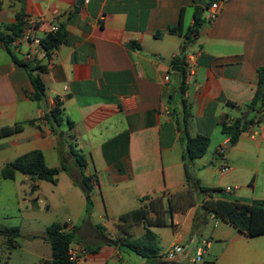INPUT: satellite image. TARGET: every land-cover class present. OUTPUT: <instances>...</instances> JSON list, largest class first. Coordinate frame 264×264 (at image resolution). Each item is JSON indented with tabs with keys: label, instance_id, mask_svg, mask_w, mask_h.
I'll return each instance as SVG.
<instances>
[{
	"label": "crops",
	"instance_id": "crops-1",
	"mask_svg": "<svg viewBox=\"0 0 264 264\" xmlns=\"http://www.w3.org/2000/svg\"><path fill=\"white\" fill-rule=\"evenodd\" d=\"M198 1L82 0L78 5L77 0H0V32L29 15L41 19L42 37L51 22L66 34L51 59L38 54L37 61L45 66L40 73L44 101L32 99L29 70L15 62L0 38V125L24 122L20 131L0 137V199L14 194L29 215L49 211L53 203L70 214L51 221L45 234L38 235L44 251L20 248L17 239L9 248L4 236L0 264H14L16 248L25 253L17 264L51 260L45 235L55 221L64 223L66 231L74 229V241L88 248L74 264H153L120 248L122 241L146 231L143 220L120 216L148 207L157 197L164 225L148 227L157 235L159 258L180 244L178 264L185 257L192 261L188 252L193 249H200L202 257L208 254L209 264H264V233L242 232L205 214L200 203L168 209L167 199L187 187V172L200 186L211 188L213 198L264 199V118L245 127L242 122L235 143L221 128L223 120L254 114L246 104L257 88V68L264 64V0H216L221 2L217 16L208 19L209 7L203 8L204 20L189 39ZM175 26L176 31H169ZM185 43V60L194 56L195 74L181 92L171 60ZM56 100L63 121L54 131L42 116ZM186 133L209 137L202 156L183 159ZM71 143L82 153L83 166L75 161ZM32 149L43 151L48 166L66 165L55 183L20 172L14 179L2 177V166ZM224 166L228 169L221 171ZM83 176L90 177L89 209ZM194 195L199 200L204 196L198 190ZM93 211L99 222L92 221ZM149 215L155 218L153 211ZM30 232L37 235L34 228Z\"/></svg>",
	"mask_w": 264,
	"mask_h": 264
},
{
	"label": "trees",
	"instance_id": "trees-1",
	"mask_svg": "<svg viewBox=\"0 0 264 264\" xmlns=\"http://www.w3.org/2000/svg\"><path fill=\"white\" fill-rule=\"evenodd\" d=\"M197 2L198 0H194ZM214 0H206V6L196 4L193 12V24L191 27L190 35L191 39L198 31L204 18L202 17L203 8H208ZM23 25V16L18 17V21L7 27L9 31L3 33L0 32V38L5 43L7 49L13 56V59L18 64L27 68L31 74V81L34 86V93L32 99L37 101H44L46 97L45 83L40 73L45 71V66L36 62H27L22 60L17 54L10 49L11 39L17 35ZM177 26L169 28V31H176ZM161 32L155 33L159 35ZM66 34L62 26H59L56 32L47 33L41 38V44L49 55L50 51L58 44L65 40ZM187 45L183 44L179 55L174 56L171 60V68L176 71L180 77L179 88L181 92L186 89L184 84L185 75V49ZM35 69L38 73L32 74V70ZM258 84L255 94L250 102L246 104L247 108L254 111L252 117L249 118H236L232 122L226 120L222 121L221 128L223 132L230 134V141L235 143L238 139L240 132L248 123L260 122L264 118V64L257 68ZM185 110V114L188 115L189 111ZM50 127L57 131V127L63 121L61 104L59 101H55L52 107L46 108L42 116ZM32 122V121H31ZM244 123L241 127V123ZM185 124V120H184ZM71 125V124H70ZM24 122L18 121L12 124L0 125V137L10 135L23 129ZM69 137H73L69 134ZM186 148L183 153V159H194L202 156L209 144V137L205 134L190 135L186 133ZM72 154L75 161L80 165H84V158L80 151L74 148L71 143ZM66 165L60 164V166H48L45 162L43 151L40 149L29 150L19 156L13 161L5 164L1 168V175L6 179H14L18 172L26 174L31 180H47L55 183L57 180V174L60 170H65ZM90 177L83 176L82 184L85 187L87 193V209L90 208L89 188L90 184L87 182ZM187 187L183 190L177 191L167 199L168 209L170 211L183 210L190 205L200 203V209L205 214H214L227 222L231 223L238 230L245 232L249 235H259L264 233V199H255L251 203L241 202L239 200H227L213 198L211 195L212 189L204 186H200L197 181H193L189 172H187ZM33 188L35 184L31 185ZM198 190L204 194L201 200L195 197V191ZM216 190V189H215ZM161 198H153L148 202V207H139L128 210L121 214L120 218L123 220H143L146 223V231L133 240L122 241L120 248L128 251H132L138 254L149 262L156 261L160 256L159 242L157 235L148 226L153 224L164 225V221L161 217L162 212ZM155 213V218L149 215V212ZM207 218L203 220L206 223ZM65 224L60 222H52L46 228L45 239L51 246L52 256L51 260L45 262V264H74L68 259V247L71 242L74 241V229L71 231L64 230ZM4 234L8 241V247H14L16 237L19 236V228L17 226H10L0 230ZM87 248V247H86ZM88 249V248H87Z\"/></svg>",
	"mask_w": 264,
	"mask_h": 264
},
{
	"label": "rangeland",
	"instance_id": "rangeland-1",
	"mask_svg": "<svg viewBox=\"0 0 264 264\" xmlns=\"http://www.w3.org/2000/svg\"><path fill=\"white\" fill-rule=\"evenodd\" d=\"M0 199V230L10 227V226H18L19 227V236L16 237L20 248L23 249H30V250H40L44 251L43 244L40 241V237L38 235H44L45 234V227L48 225L51 221L58 220L63 221L67 219V217H70L68 209H65L61 204L59 203H53L51 206V209L49 211H43V212H36L34 215H29L24 213L25 211H22L19 208V205L17 203L16 197L12 193H8L1 197ZM128 207V206H124ZM96 210V209H95ZM98 212V210H96ZM96 211H93L91 213V219L94 222H99L100 217L99 213ZM89 215V214H88ZM34 228L36 230L37 235L33 237V233L30 232V229ZM4 234L0 232V241L3 240ZM198 246L204 247L202 243H198ZM4 249V247H2ZM21 249L16 248L14 249L13 253V260L14 264H17V262L22 261V257L25 253H22L20 251ZM196 250L193 249L188 252V256L196 257ZM175 256L172 258L173 261L178 263V259ZM201 260H197L195 262L187 260L185 257L182 259L183 264H209L211 261V258L208 254H203V257L201 256ZM169 259H167L165 256H162L161 258H157L156 262L164 263L168 262ZM155 262V261H154ZM153 263V262H152Z\"/></svg>",
	"mask_w": 264,
	"mask_h": 264
},
{
	"label": "built area",
	"instance_id": "built-area-1",
	"mask_svg": "<svg viewBox=\"0 0 264 264\" xmlns=\"http://www.w3.org/2000/svg\"><path fill=\"white\" fill-rule=\"evenodd\" d=\"M221 9L220 1H213L209 6L208 19H214L219 10ZM40 18H36L33 16L25 15L23 16V25L21 31L15 35L10 41V49L12 52L17 54L22 60L27 62H36L38 59V54L46 53L45 49L41 44L42 36L39 34V27L37 23L40 21ZM58 29V25L54 22L48 24L47 33L56 32ZM46 33V34H47ZM55 55V48H53L49 53V58L51 59ZM195 74V61L194 56L191 54L187 56L185 60V75H184V83H189ZM167 78V77H166ZM223 149H220L222 152ZM228 169L227 166L221 168V171H226ZM226 189H230L229 186ZM182 251V246L180 244H174L170 248H168L163 256L167 259L174 258L178 253ZM88 253V249L83 244L73 241L70 243L68 247V259L72 262H76L77 260L83 258ZM202 252L200 249L196 251V257L192 258V261L195 262L201 259Z\"/></svg>",
	"mask_w": 264,
	"mask_h": 264
},
{
	"label": "water",
	"instance_id": "water-1",
	"mask_svg": "<svg viewBox=\"0 0 264 264\" xmlns=\"http://www.w3.org/2000/svg\"><path fill=\"white\" fill-rule=\"evenodd\" d=\"M82 0H77V4H81ZM198 3L204 7L206 6V2L205 0H199ZM153 264H178L177 262L173 261L172 259H169L168 262H164V263H159V262H154Z\"/></svg>",
	"mask_w": 264,
	"mask_h": 264
}]
</instances>
